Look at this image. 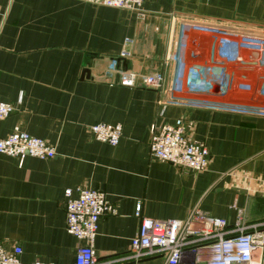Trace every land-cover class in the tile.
<instances>
[{"label": "crops", "instance_id": "0c3cea01", "mask_svg": "<svg viewBox=\"0 0 264 264\" xmlns=\"http://www.w3.org/2000/svg\"><path fill=\"white\" fill-rule=\"evenodd\" d=\"M143 8L140 16L82 0H0V100L15 106L0 120V139L19 129L56 149L51 159L0 153V244L21 246L26 263L75 260L81 242L66 228L67 189L101 190L115 206L116 214L99 220L94 243L105 264H168L162 257L115 260L138 232L139 205L143 217L157 219H185L198 207L231 223L239 211L248 223L264 220V116L163 103L182 20L261 32L264 0H144ZM219 42L215 30L188 28L183 87L197 71L190 94L264 106L263 51L239 49L247 63H227L238 85L223 97L221 75L209 67ZM124 50L129 57H121ZM113 59L137 75L161 73L163 87L113 82L116 74L106 78ZM98 123L121 124L120 142L97 140L90 127ZM155 123H181L205 142L208 168L153 159ZM255 259L264 264V254Z\"/></svg>", "mask_w": 264, "mask_h": 264}, {"label": "built area", "instance_id": "2783aa9c", "mask_svg": "<svg viewBox=\"0 0 264 264\" xmlns=\"http://www.w3.org/2000/svg\"><path fill=\"white\" fill-rule=\"evenodd\" d=\"M82 1L137 12L140 16L145 15L144 0ZM190 26L215 30V35L219 38V55L212 57L209 67L221 75V96L224 97L230 89L238 85L235 78L229 76L227 63L232 61V58L244 65L247 63L242 60L240 48H255L263 51V59L259 64L264 71V31L250 32L238 27L211 25L184 19L180 24L178 43L169 57L173 65V79L163 103L264 116L262 105L202 98L190 94L194 93V85L199 81L197 71H191L190 81L186 88L183 87L185 44ZM129 56V50L121 53L123 58ZM106 74V78L110 79L113 74H116L113 82L126 87L140 85L160 90L164 84V76L161 73L137 75L121 68L117 59L112 60ZM259 92L264 97L263 84ZM14 111L13 104L0 100V120L7 118ZM90 130L97 140L112 146L117 145L122 136L121 124L98 123L92 125ZM150 152L155 160L198 172L205 171L211 160V151L206 143L192 138L181 123L152 125ZM0 153L12 157L31 156L51 159L56 156V149L45 139L17 129L0 139ZM75 193L73 189L65 191L66 228L81 242L77 247L75 260L70 264H105L99 262L94 247L99 220L106 214H116L117 210L107 194L101 190L77 188ZM136 214L140 217L138 232L132 239L129 252L123 257L116 258L117 261H141L162 257L168 264H181L184 261L196 264H260L256 262L255 257L258 254H264V220L248 223L244 220L241 211L234 223L226 218L207 214L198 207H195L185 219L143 217L140 205L137 207ZM22 254L23 249L19 245L6 248L0 244V264H56L40 260L26 263L22 259Z\"/></svg>", "mask_w": 264, "mask_h": 264}, {"label": "water", "instance_id": "95a60500", "mask_svg": "<svg viewBox=\"0 0 264 264\" xmlns=\"http://www.w3.org/2000/svg\"><path fill=\"white\" fill-rule=\"evenodd\" d=\"M84 74H85L84 76L90 77L91 72L89 69H87L86 71H84Z\"/></svg>", "mask_w": 264, "mask_h": 264}]
</instances>
